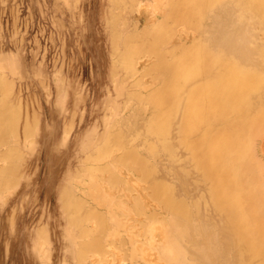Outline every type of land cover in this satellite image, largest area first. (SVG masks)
Returning a JSON list of instances; mask_svg holds the SVG:
<instances>
[{"label":"rangeland","instance_id":"obj_1","mask_svg":"<svg viewBox=\"0 0 264 264\" xmlns=\"http://www.w3.org/2000/svg\"><path fill=\"white\" fill-rule=\"evenodd\" d=\"M163 1L129 0L124 8L116 0H0V264H92L91 254L84 263L81 254L92 237L84 233V213L94 192L107 199L98 205L100 216L107 205L121 208L117 213L131 226L120 233L132 239L128 245L110 246L104 237L112 227L105 235L101 232L108 251L94 264H257L250 246L264 252V226L258 229L251 222L252 231L242 243L236 207L227 215L220 211L212 201L213 179L181 147L179 117L169 133L171 150L147 130L155 106L142 93L161 75L165 80L169 72L142 71L139 80L138 74L115 67V51L123 49V38L150 25L152 11L156 18L166 16ZM132 2L133 7L143 2L151 19L131 10ZM212 9L200 21L190 17L197 26L184 27L168 17L171 27L179 31L161 40V52H175L196 38L214 50V45L229 51L232 46L235 50L228 53L234 56L240 49L249 52L252 59L245 56L243 61L251 60L245 64L257 63L259 70L264 69L259 54L249 48L254 41L259 46L263 42L259 25L240 18L236 0H225ZM110 18L117 23L112 26ZM211 35L214 40L224 39L229 49L222 41L215 44ZM228 39L236 44L226 43ZM258 102L262 120L247 127L242 150L226 152L225 161L235 164L223 179L229 205H246V215L255 210L252 203L262 199V206H257L262 209L255 212L264 218V89ZM213 126L215 121L204 122L194 134Z\"/></svg>","mask_w":264,"mask_h":264},{"label":"bare ground","instance_id":"obj_2","mask_svg":"<svg viewBox=\"0 0 264 264\" xmlns=\"http://www.w3.org/2000/svg\"><path fill=\"white\" fill-rule=\"evenodd\" d=\"M116 1L121 5V7L123 6L125 8L126 6L127 7L129 6L127 5L129 0H116ZM223 1L225 0H166L165 7L167 12L164 18H161L160 15L159 18H156L155 16L157 14L155 12L153 13L152 11L153 9L150 10L152 11L153 14V22L148 26L142 28H136L128 36L124 37L122 50L118 49L116 45L114 46L118 50L115 51L117 53L115 55L114 64L115 67H121V66L124 67L125 70L128 72V74L129 73L138 74L142 71L145 74L148 72L151 73L152 70L154 72L157 70L162 74L165 71L169 72V76L165 80L164 79L161 80L162 78L161 73H158V75H161L160 76L161 78L159 77L158 80H156L157 76L154 79L152 78L151 80L154 81L156 80V81L154 84H152L153 82L150 80L152 83L151 85H149L150 87L148 88V90L146 89L147 88L146 86L150 84V82L147 84V82L149 81L148 79H150V77L145 80V81L148 80L145 83L146 86H144L143 84L138 85V87L140 86V88L141 86L142 87L144 86V88L146 87L144 91L146 90L147 91L142 93V95L155 106L154 108L155 110L153 109L154 112L152 113L153 119L148 120L147 122V130L150 133L154 134L162 142V144L166 149L171 150L172 145L169 141V133L171 131L170 129L172 124L175 123L173 122V120L179 117V123H178L179 136L178 135L177 136L179 137L181 147L185 146L189 150L190 152L189 154L193 162L196 165H199L201 166V168H203L204 175L208 178L213 179V185L215 187L216 194L213 193L212 201L213 203L217 202L218 206L220 207V211L224 215H227L231 213V210L234 207H236L235 216H237V220L235 222L238 224L237 227L239 228L240 239H242V243L245 244V242L247 241L248 233L252 231V227L250 226L251 222L258 229L264 226V221H263L264 218L257 217L258 212L257 213L255 212L258 209H262V207L258 208L257 206L259 204H261L262 206L263 201L262 199L254 201L252 205L255 207V210L251 211L250 213L246 212V215H244L245 213L244 209H246L245 208L246 205H241L240 203L232 204V205L228 204L230 198L226 192L227 180L223 179V175L227 174V171H229V169L232 168L231 166L235 164L234 160L225 161L226 152L242 150L246 145L245 136H246L247 127L252 124H258L262 120V117L260 115V106H259V102L257 105V100L259 98V92L262 89H264V69L259 70L261 66L258 67V65H256L257 63L254 65L247 66L245 62L247 63L249 61L251 62L250 59L252 58L247 56V53L249 52L246 53L245 51L241 50L240 47H239L240 54L234 56L228 53L231 51V49H232V53L233 50H235L231 48L232 46L229 47L227 45L230 48V51L227 49L226 51L224 49L221 50L217 49L216 47L217 45L216 46L214 45L213 47L216 48L214 50L210 46H208L204 41L196 38L194 40H191L189 44H181L179 48L174 50L175 52H161V40H165L167 38L173 37L172 35L175 32L174 27L173 26L171 27L169 23L170 19L168 20V17H173L177 22L183 24L184 27H185L184 24L188 26H192V25L197 26V24H194L189 20L190 17H199V21H200V18L201 17L203 18V16L206 14V12L209 11V9L211 8L217 9L218 6ZM163 2L165 1L162 0V3ZM133 4H135V2L134 3L132 2V4H130L129 8L131 10L133 9V11L134 10L137 12L139 11L142 14H145L147 19H151V17L147 16V11L145 10L146 6L143 4V2L138 3L137 7H133L134 6ZM236 4L239 7V13L241 16L240 18L244 21L249 20L250 22L253 23L252 24L253 26L254 23L258 24L264 34V0H236ZM154 5L152 7H154ZM133 11H129V12H133ZM162 11L164 10L162 9ZM214 13L215 16L219 15L217 14L218 12L216 13V11ZM214 13H212V15ZM149 14L151 16V12H149ZM141 16L142 18H144V15ZM137 18H139V16H137ZM130 19H132V17ZM110 22L112 26L117 23L116 19L114 18H110ZM180 29L183 30L184 28L181 27ZM182 30H180V32ZM185 30L186 29H184L183 31L185 32ZM177 31H179V29H177ZM189 31L190 30H188L187 33ZM112 35H113L112 40L115 41L116 32L114 31ZM253 35L256 36V34ZM211 37L212 35L210 36V38ZM247 38L246 40H248ZM256 38L257 36L254 39L256 40ZM188 39L189 38H187V40ZM212 39L214 40L216 38L212 37ZM217 40L218 42H216ZM217 40H214L213 42H215V44L218 43L220 45L219 41L220 42L222 41V45H224L223 43L224 39L220 40L219 37V39ZM229 40L230 39H228V41L225 40L226 43H229ZM232 40H234V42L231 41V43L234 44L235 39ZM246 40H244V42ZM172 41H168L169 44ZM237 43L239 44V42ZM243 43L242 44L240 43V45L241 46L244 45ZM260 43L262 44L259 46L254 41L253 45L249 46V48L250 49L252 48L251 49L252 51L259 54L262 64L264 65V38H263V42ZM247 44L246 46H248ZM256 44L258 45L257 49L255 46ZM227 46L224 45L223 47H227ZM238 46L236 47L237 50L236 54L237 52H239ZM245 50L247 49L245 48ZM242 51L245 52L246 55L243 56V54L245 53H243ZM252 51H250V54ZM254 52H252L251 55H253ZM150 57L151 59L155 58V61L149 63L148 58ZM244 57L250 59L247 60L245 59L246 61H243ZM257 62H259V60H257ZM140 65L143 66L142 70L140 69ZM262 67L264 68V66ZM144 74L141 75L138 74L140 76L139 80H141ZM121 80L123 81V79ZM139 82L141 83V81ZM130 99L128 101H131ZM138 102H140V98ZM151 103L148 104H150L151 106ZM144 107L146 108L148 106H144ZM139 111L137 112L141 113ZM134 112L132 113L135 114ZM209 120L215 121L217 126L216 127L213 126L211 129L209 128L205 129L204 132L199 136L195 135L194 131L196 130V128H198L199 125H201L202 123L207 122ZM136 125L139 124L136 123ZM137 127L138 126H136V128ZM173 127L172 129H174ZM174 145L175 143L173 142V146ZM90 196L92 199V203H91L92 205H89V207L86 209L84 213L85 223H86V229L84 230V233L86 235H92V237L86 241L87 247L85 250H83L81 254L82 263H84L83 260H86L85 258H87L88 255L90 254L92 258L89 260L90 261L93 260V262H95L96 258L98 259L99 257H101V253L108 251L105 248L102 239L100 238V233L104 232L105 235L106 230L110 227L112 228L108 230V232L104 237V241L108 242L109 245L117 242H119L120 245L122 244L128 245L127 242L128 239H130V238L127 239L124 236H122L123 233L121 231H127V228L130 227L131 225L127 223L128 221L126 222V220H123L125 218L124 216L123 219H121L120 217L121 215L119 216V214L117 213V211H120L119 210L120 207L118 208V210H116V208L113 209L111 206L107 207L108 206L107 205L106 206L107 210L104 212V215L100 216L99 215L100 210H98L99 208L98 205L100 204V201L102 202L105 200L107 201V199L103 200L104 198L102 199L100 198V196L97 197V194L95 192L92 193ZM219 198L224 200L223 202L224 204L219 203L220 201H217ZM131 200L132 199H130L129 202ZM123 202H126L125 199ZM87 203L86 205H88ZM102 204L105 205V202ZM130 212H133L134 214V211H130ZM125 216L127 217V215ZM129 219L131 220V218ZM120 232L122 233V235ZM117 233H120V235H118ZM133 239L135 240L136 238ZM135 241L137 242V239ZM147 245L148 248H150V245L149 244ZM157 247H159V245ZM147 249H144V251L145 250L147 251ZM250 250L252 257L256 260V263L264 264L263 250L259 246H253V245L250 246ZM134 253L136 254V251ZM147 257H145V259H147ZM93 262L92 264H94Z\"/></svg>","mask_w":264,"mask_h":264}]
</instances>
